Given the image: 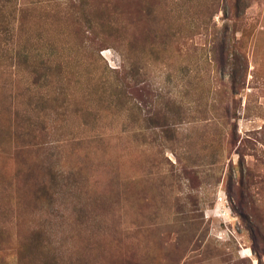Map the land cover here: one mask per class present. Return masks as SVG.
<instances>
[{
  "label": "rangeland",
  "instance_id": "1",
  "mask_svg": "<svg viewBox=\"0 0 264 264\" xmlns=\"http://www.w3.org/2000/svg\"><path fill=\"white\" fill-rule=\"evenodd\" d=\"M0 19V264H264V0Z\"/></svg>",
  "mask_w": 264,
  "mask_h": 264
},
{
  "label": "trees",
  "instance_id": "2",
  "mask_svg": "<svg viewBox=\"0 0 264 264\" xmlns=\"http://www.w3.org/2000/svg\"><path fill=\"white\" fill-rule=\"evenodd\" d=\"M6 26H7V22H2V19H0V34L1 35H2L4 30H7ZM17 58H19V57L17 56ZM51 194H52L51 192L48 194L47 193L44 194V195H46V200H49L51 198ZM54 262H55V259L53 257H51L49 260L44 261L43 263L44 264H53Z\"/></svg>",
  "mask_w": 264,
  "mask_h": 264
}]
</instances>
